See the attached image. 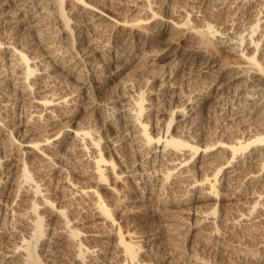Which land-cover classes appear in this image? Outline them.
Masks as SVG:
<instances>
[{
    "label": "bare ground",
    "instance_id": "bare-ground-1",
    "mask_svg": "<svg viewBox=\"0 0 264 264\" xmlns=\"http://www.w3.org/2000/svg\"><path fill=\"white\" fill-rule=\"evenodd\" d=\"M104 1L105 4L116 2L114 0ZM57 2V0H0V22L2 20L8 21V19L11 18L10 8H13L15 13L24 17L25 24L29 28L38 31V34L40 33V38L45 43L46 41L50 42L47 36H53V38H56L54 36H60L63 34L71 35V31L66 27L67 22H75L76 25L73 26H78V28L89 25H92V27L94 25L95 28V24L98 26L100 25L106 32V39L103 40L105 43H102V40V42L99 40V42L90 41L88 47H85L82 52L80 51L81 53L77 52L70 57H61V52L60 56L59 54H55V48L54 51H51L48 55L49 61L46 58V61L48 62L41 68H37L36 64H33L36 61L34 60L35 57H30L24 52V50L18 48V46L13 43L12 39L15 37L14 35L9 34L10 36H0V62L3 60L2 63L4 62L8 64L10 67L9 69L12 70V73L7 70L6 73L8 72L9 75H12V79H14L13 81L16 83V85H13L17 86L18 91L38 107L36 113L31 114V116L27 118V125L30 129L34 122H37L38 124V121L42 120L43 111H46L48 115L46 118H50L51 120L55 117L54 112L57 110V105V107L61 105L68 106V104L70 106L72 105L71 103L74 104V102L79 99L78 97H71L72 95L68 96V93L62 95L57 94V96L54 95V93H44L46 90L40 82L42 81L41 79L45 78L44 74H46L45 76L49 75L53 78L56 76L57 80L59 75H61L59 77L69 76L78 79L81 78L82 72L86 73V75L92 73L96 77V79L93 78L96 81L93 85V89H98L104 82L117 77L119 72L126 67V63H130V61L127 60L131 57L141 63L142 67L144 65H149L150 67L151 65L156 64L159 60L173 62L176 66H179L180 61L176 58L180 53L176 52V49H174V51L172 50L174 44L178 43L179 45V41L198 42L199 44L207 46L213 45L216 48L224 46L227 51L236 54L239 62H236L235 64H220L217 73L214 75L221 78L224 73L232 71L233 73H229V75H231L227 77L228 80H226V77L224 78H226L225 81H227L226 83H228V86L230 83L237 85H233V91L235 86L237 87L236 89H243V91H246L244 90L246 88L247 91L249 89L248 92H250V89L253 93L260 92L259 98L250 95L249 97L247 95L249 99H246L247 96L244 100L235 99L229 109L221 111L216 118V121L218 125L223 127L224 131L239 129L237 126L240 123V119L244 117L243 115H245V111L248 112V110H250L249 112L259 111L257 112V115L260 114V116L264 118V84L263 81L261 82L260 80L264 78V64L262 65V58L261 60L257 58V54L262 52L259 40H262V42L264 40V0H141V4H139V2L131 4L130 11L127 10V12L130 14L132 11L139 9L147 15L145 14L146 16L144 17H132L133 19H129L128 17L121 19L116 15H107L105 11L101 9L102 7H98L94 3L86 0H72V3L69 5L71 7L68 9L70 14L65 16V18H62L61 14L55 13ZM245 4L250 10L249 14L251 15L249 16L253 17V19L250 20L251 24L248 25V27L241 29L239 24L241 21L238 20L239 18L237 17V14ZM51 11L55 14L53 13L52 15V13H50ZM239 16L242 18L243 15ZM58 21H62V23H59L57 26ZM8 22L13 23L14 21L10 19ZM15 22L19 23L16 19ZM1 25L2 24H0V28ZM11 25L9 24L11 27L10 30L15 34V30H12V26L14 27V25ZM95 29L98 30L99 27ZM41 31L44 33H41ZM149 32H157L162 38L165 37L166 40H168L167 43L169 45H167L162 52H155L153 50L137 51V48L140 47V45H145L147 43V40L145 41L143 37ZM50 43L52 44V42ZM144 45H142V49L144 48ZM109 48L113 49V55H109L110 52H107V50L109 51ZM4 52H6V54ZM96 55L103 56L102 65L105 64L104 66L99 63L98 58L96 60ZM185 56L186 59L189 60L193 55L190 56L189 54H185ZM200 56L201 55L199 54H195L192 58L195 59V57L197 58ZM202 59L203 61L199 64L200 68L198 67L199 71H202V73L214 72L212 68L217 66L216 63L212 62V59L207 58L206 56ZM129 63H127V65ZM248 72L260 75V77L257 79L255 78V80L249 79L248 75L251 73L247 75ZM1 73H3V70ZM245 73L248 79H245ZM154 74L155 73H153V75ZM157 74H159V72ZM9 75L7 74V76ZM59 77L58 79H60ZM47 79L48 78H46V80ZM7 80H10V78ZM1 81L4 80L1 79ZM45 83L47 82H44V84ZM1 84L4 85L6 83ZM224 87L225 86L221 84L217 88L220 91V89H223ZM227 90L228 88H226L225 91L227 92ZM219 95H222V93H219ZM177 96L184 104L175 105V109L172 113L179 117V121H191V126L194 127L197 123V119L194 118L193 114L195 112H193V110L198 104H195L194 101H192L193 99L186 97V94H179ZM2 102L4 101L2 100ZM136 104L137 113L133 111L131 112V110L126 112L128 113L127 119H119L121 122H118L116 127L113 121L115 134L109 138V142L113 145L116 152V160L106 159L103 156L101 152L102 149L100 148V137L96 136L94 131L84 129L85 127H66V135L64 134L65 137L63 136V139L59 138L58 135L60 133L58 131H52L42 140V143L40 141L27 140L24 138L15 139L12 136H9V139H12L11 141L18 143V148L16 147L18 151H16L19 157L21 154L23 160L14 165L9 162L10 158L14 157V155L12 157V153L6 152L2 156L0 155V170L5 172L6 175V178H3L5 176H0V264H55L57 262L56 260L62 255H69L68 257H70L71 262L68 264H97L99 256H106V254L109 255V253L115 255V264H170L171 260L174 262L175 259L173 260L171 253L164 250L163 251L166 253L161 252L162 254L160 253V256L153 257L154 255H157H153V252L159 250V248L156 249L157 245L155 246V241H158V232H160L159 230H156L158 227L153 229V231L151 230L152 232L149 234L151 244L147 246H138L136 245V240L126 239L121 227L116 230L115 216L112 211L113 209L110 208L111 205H109V207L107 206L108 203L106 204L101 199L97 189L92 187L93 185H81L78 181L71 182V185H73L75 190L72 193V198L68 201H71V203L73 202L72 204L76 202V205L77 203H81V209L74 204L76 208L74 209V207L71 206L68 210L70 205L68 207L66 206V208L65 206L57 205L52 201V198L48 195L50 194L49 182L52 181L55 174L61 175L60 178L67 175H64L66 165L64 166L65 163H62L64 159L63 152H61L60 149L62 147H67L71 153L80 155L81 158L86 154L89 155V160H91V163L93 164V168L92 165L91 168L94 177L102 179L104 173H106L104 171L113 172L115 176L123 177V180L127 181L129 184L128 189L134 191L143 187L146 188L150 179L163 174V171L161 170L164 167L160 169L150 168V164L155 161L167 164L168 170H166L164 179L163 177V180L161 179V187L155 191L158 199L156 200L160 201V203L168 209L170 208L171 211L178 212L179 214L185 213L189 211L188 209H193V207H195L192 212L194 216L196 215V221L194 220L193 223L194 228L192 229L190 227L192 231L188 228L186 230L191 231L193 238H197L198 241L196 242H199V244L202 243L203 245H207L214 241V236L217 233H224V235L227 233V239L231 241V244L228 243L227 245L228 249L235 250L234 245L237 244L239 248L236 250H239V253L250 258L249 264L258 263L260 260L259 254L261 255L264 251V236L260 237V239L254 242V244H250V242H246V238L243 234L244 231L242 230L247 228L248 224L252 222L254 218L261 217L264 219V185L262 184L257 191L244 196L241 195L238 189L233 190L231 195H218V190L216 189L217 178L207 174L205 171L207 168L204 166L211 164L209 162L211 160L209 159L212 155L215 159L216 154H213L215 149H217L219 154L223 151L226 153L227 151L229 152V156L227 158L228 154L226 153L227 155L225 156L223 153L226 157V161H222L223 166L221 167H225L228 177H232L237 168L236 162L241 163L242 160L246 158L243 157L246 151H242V142L232 144L221 143L218 148L213 146H205L201 148L202 146H196L193 144L194 142L183 141L175 136H169L168 134H165V136L161 133L158 135L151 134L148 125L141 121V115L147 108H152L153 111V107L144 103L143 94L140 95ZM160 108L158 107L162 114L159 116L163 117L167 113L163 110L164 108ZM71 110H73V108ZM68 112H70V110H68ZM6 114L8 113L6 112ZM6 114H0V127L6 126L4 130L8 131L9 134L3 133L5 135H10L13 134L18 127L15 122V124L13 123L14 120L12 117L8 116L9 114ZM260 116H257L258 121ZM262 120L264 121V119ZM51 123L53 122L51 121ZM252 124L253 123L249 124L248 131H251L252 127L255 128ZM191 135L196 137V134ZM132 137L139 146L141 153L139 164L136 165L138 162H135L136 164L134 166H127L129 168H123V171L122 169L121 171H117V167L121 168V165L124 163L123 159L119 156L118 151L127 145ZM6 141H4V143ZM251 144H253V147H251L250 154L248 152L249 155H247L249 158L252 157L257 159L258 162L254 169L250 168L253 170H248V172H246L247 170H244L246 172L244 177L246 180L258 182L264 179V137L260 136L253 141L247 142L244 146L246 148V146ZM8 146L4 148H8ZM11 146L12 145L9 147L11 148ZM4 148L1 150H4ZM34 151H38L40 159L37 160H40V162L34 161L36 160L34 158H25V155L34 153ZM22 158L20 157L17 159L19 160ZM222 158L221 160H223ZM243 161H245V159ZM253 162L254 161L250 163ZM250 163L247 162L248 166H250ZM153 167H155V165ZM87 171L89 170H83V176L89 174ZM172 176L178 177L175 183H178L177 186L179 191L181 190V194H166V190L170 189L167 179ZM10 177L12 178L11 181ZM262 183H264V180ZM233 196H237L236 200L238 202L236 201L237 203H235L236 207H238L237 210L228 213H225V210V212H217L214 205H220V203H223V200L231 201L230 199ZM218 209L220 208L218 207ZM132 211L137 210L131 208L130 212ZM81 212L83 216L82 218H79L78 216ZM158 212L160 213L159 210ZM150 214L153 215L152 212ZM162 215L165 216L164 214ZM223 222L226 223L227 227L230 226L231 232H229L230 230L228 231V228H226L225 225L224 229H222ZM168 225L170 226L166 228ZM168 225H166L165 228L168 233H171V235H178L182 232L180 224V226L178 223V226H174L175 224L173 226H171V224ZM182 233H184V231ZM175 238L176 239L169 238L168 240H171L172 244V240L178 241L179 239L176 236ZM179 240H182V237ZM176 241L173 242V246L175 245V249H177V251L179 250V253L181 254L183 250L181 242L183 240L181 242ZM157 243L159 245L160 240ZM161 244L162 242L160 245ZM241 254L240 256H242ZM195 261L198 264H209L208 261L203 258H197ZM177 262L178 261H176V264ZM178 264L180 263L178 262Z\"/></svg>",
    "mask_w": 264,
    "mask_h": 264
},
{
    "label": "rangeland",
    "instance_id": "rangeland-1",
    "mask_svg": "<svg viewBox=\"0 0 264 264\" xmlns=\"http://www.w3.org/2000/svg\"><path fill=\"white\" fill-rule=\"evenodd\" d=\"M57 1H58L57 2V9H55V13H57V14L59 13V14H61L62 18H65V16H68L70 14V11H68V9L71 7L69 5L72 3V0H70V1L69 0H57ZM86 1L94 3L98 7H102L101 9H103L107 15H116V16L120 17L121 19H123L124 17H128L129 19H133V18L138 17V16L144 17L147 15L146 13H144L143 11H141L139 9L132 11L130 14H128V12H127V10H129L131 8V6H130L131 4H135L138 2H139V4H141L142 3L141 0H114L116 2H113V3L111 2L109 4H105L104 0H100V1L99 0H86ZM120 3H121V5H120ZM67 5H68V7H67ZM245 6L247 7L246 4L243 5L241 7L242 9H240L238 14H237L238 15L237 17L239 18L238 20L241 21V22H239L241 29L248 27V25L251 24L250 20L253 19V17L249 16V15H251V14H249V12H250L249 8L248 7L246 8ZM115 7L117 8L118 11L116 10ZM10 11H11V13H10L11 18L10 19L13 20L14 22L13 23L8 22V21H10V19H8V21L2 20L0 22V24H2L1 28H0V31H1L0 36L1 35H3V36L14 35L15 37L12 39L13 43H15V45L18 46V48L24 50V52H26L30 57H35L34 58V60H36L35 62H37V61L38 62L37 63L34 62L33 64H36L37 68L43 67L44 64H46L49 61L48 55L50 54L51 51L53 52L55 48H56L55 52H54L55 54H59V56H60V52H61V57H65V56L70 57L71 55H75L77 52H80V51L82 52V50L85 47L86 48L88 47L90 41L102 42L103 40L106 39V32L104 31L103 27H101L100 25L98 26L95 24V28L99 27V29L96 30L94 28V25H93V27H92V25H89L90 27L89 26H83L82 28H78V26H73V25H76L75 22H67L66 27L72 33L71 35L69 34L70 36L65 35V34L60 35V36L59 35L54 36L56 38H53V36H47V38H49V41L52 42V44L48 41H46V43H45L40 38V33L38 34V31H35L32 28H29L25 24L24 17L22 15L15 13V10L13 8H10ZM50 13H52V15H53L54 12L51 11ZM12 14H13V16H12ZM239 15H241V16L243 15L242 18H240ZM15 19L18 20L19 23L15 22ZM8 23L10 25L11 24L14 25V27L12 25L11 26L13 28L12 30L13 31L15 30V32H14L15 34H13V32L10 30L11 27L9 26ZM59 23L61 24L62 21L61 22L58 21L57 26L59 25ZM19 24H21V25H19ZM245 25H247V26H245ZM100 30H102V31H100ZM2 31H3V33H2ZM41 33H44V32L41 31ZM3 36H1V37H3ZM143 38L145 41L147 40L146 41L147 43L145 45L142 44V45H144L143 49H142V45H140V47L137 48V51L138 50L139 51L153 50L155 52H162V50L167 45H169L167 43L168 40H166L165 37L162 38L161 36H159V34L157 32H149L146 35H144ZM52 39H54V40H52ZM47 43H50V44H47ZM102 43H105V41H103ZM259 44H260V48H262V52H260V54H257V58H259V60H261V58H262V61H263L262 65H263L264 64V40H263V42H262V40H259ZM45 46H48V47H45ZM212 46L213 45L207 46V45L199 44L198 42H184V41H179V45L177 43V44H174L173 47L171 45L173 51H174V49H176V52L180 53V55L178 56L179 58L178 57L176 58L177 60L180 61L179 66L178 65L176 66L175 63H173V62H168L166 60H163V61L159 60V61H157L156 64L151 65L150 67H149V65L148 66L144 65L142 67L141 63H139L137 60H135L131 57V58H129V60H127V61H130V63L127 62V63H129L128 65L126 63V65H125L126 67H124V69H122L119 72V75L117 77L110 79L109 81H107L108 83L104 82L103 83L104 85L102 84L101 87H99L98 89H93L94 88L93 85L96 83V81L93 78L96 79V77L92 73L91 74L88 73L86 75V73L82 72L81 78H78V79L73 78V77H69V76L59 77V76H61V75H59L58 77L60 79H58V77H57V80H56V76H54V78H53L52 76H49V75L45 76L46 74H44L45 78L41 79L42 81H40L46 90L44 93H48V94L54 93V95H56V96H57V94L62 95V94L68 93L69 94L68 96L72 95L71 97L74 96L75 98L78 97L79 99L78 100L76 99L77 101L74 100L76 102H74V104L71 103L72 105H70V106L68 104V106H66V105L62 106L61 105V106L57 107L58 106L57 105L56 106L57 110H55L56 112H54V115H55L54 119L50 120V118H46V117H48V115H47L46 111H43V117L41 118L42 120L38 121V124H37V122H34L35 125L33 124L31 129L27 125V122H28L27 118L29 116H31V114L36 113V110L38 109V107H36L25 96H23V94H21L18 91L17 86H14V85H16V83H15V81H13L14 79H12L13 78L12 75L11 74L9 75V73H8L9 71L12 73V70L9 69L10 67L8 66V64H6L4 62L2 63L3 60H1V62H0V73L3 70V73L6 75V77L3 73H1L3 75V78H2V75L0 74L1 75L0 82L6 83V84L3 85L0 83V88H1L0 89V98H1L0 104L2 103L0 105V114H4V113L6 114V112H7L9 115L8 114H6V115L12 117V119L14 120L13 123L14 122L16 123V126L18 127V129L16 131H14L13 134L5 135V134H9L8 131L4 130V128L6 126L0 127V130H1V132H0V146H1L0 155L2 156L6 152L12 153V157H13V155H14V157L10 158L11 161L9 160V162H11L15 165V163L21 162L23 160V158L20 154V157L22 159H19V160L17 159V158H20L18 153H17L18 150L16 149V147L18 148V143L11 141L12 139H9V136H12L15 139L24 138L27 140H33V141H38V142L40 141L42 143V140L52 131H54V132L58 131L60 133L58 135L59 138L63 139L66 135L65 128L68 126H71V127L73 126L72 128H74V127L84 128L85 127L84 129H86V130L94 131L96 133L95 135L100 137V139H101L100 148L102 149L101 152H102L103 156L106 159L116 160V152L114 150L113 145L109 142V138H111L115 134L114 133L115 128H113L114 124L116 127L117 123L121 122L119 119H121V120L127 119L128 113H126V112H128L130 110H131V112L133 111V112L137 113L136 102L138 101L140 95L143 94L144 103H146V105H150V107H153V111H152V108H147L144 111V113L141 115V121L145 122L148 125V129H149V132H151V134H154V135L157 134L158 135L161 133L163 136H165V134H168L169 136H175L176 138H179L183 141H190L191 143L194 142L193 144H195L196 146H199V147L202 146L201 148H203L205 146H211V147L213 146V147L218 148V146L221 143H228V144L231 143L232 144V143H237V142L241 143L242 142V145H243L242 151L243 152L246 151L244 153L245 155L243 157H246V158L248 157V158H247V160H246V158H244L245 161H243L244 160L243 159L242 160L243 163L242 162L241 163L236 162L237 168L235 169V174L232 177L230 176L231 178L228 177V173L225 170L226 168L221 167V166H223L222 161H224V160L226 161L225 156L229 153L227 151H226L227 154L225 153V151H223L219 154L217 152V149H215L214 150L215 153L213 151V154L214 155L216 154L215 159L213 158V155L209 159V160H211L209 162L211 163L210 165H212V166H210L209 164L204 165L207 168V170L205 169L206 173L211 175L212 177L217 178L216 189L218 190V195H224V196L229 195V194L231 195V193H233V190H235V189H238L240 191L241 195H243V196L251 194L254 191H257L262 184L264 185V183H262V181L264 179L261 181H258V182L249 181V180L245 179L244 174L246 172H248V170L249 171L253 170L254 167H256L258 160L255 158H252V157L249 158V156H248L251 152V147H253V144L246 146V148H245L244 144H246L249 141H253L254 139H256L260 136L264 137V121L262 120L264 118L261 117L260 114L257 115V112H259V111H257V112H253V111L249 112L250 110H248V112L245 111V115H243L244 117L240 119V123L237 126V127H239V129H234V130L231 129L230 131H224L223 127L218 125L216 118L221 113V111H224V109H229L231 107L230 105L232 104V102H234L233 100H235V99L236 100H238V99L244 100V98H246L247 95L259 98L260 92L258 91V92L253 93L250 89V92H251L250 93V92H248L249 89L247 91L246 88L244 89L246 91H243V89L239 90V89H236L237 88V87H235V86H237L236 84H231V83L228 86V83H226L227 81H225V79L233 73L232 71L224 73L221 78L214 75L217 73V69H218L220 64H222V63L235 64L236 62H239V59L235 53L233 54L231 51H227L224 48V46H220L221 48L220 47L216 48L215 46H213V47ZM47 48H49V49H47ZM57 51H58V53H57ZM112 51H113V49H110V48H109V51L107 50L108 53L110 52L109 55H113L114 51L113 52ZM181 51H182V53H181ZM111 52H112V54H111ZM4 53L6 54V52H4ZM46 53H48V54H46ZM181 54H183V55H181ZM185 54H189L190 56L191 55H193V56L190 57L191 59L187 60ZM195 54H199L201 56L197 57V58L195 57V59H194L192 57H194ZM204 56L212 59V62L216 63L217 66H214L212 68L214 70V72L202 73V71H199V68H200L199 64L203 61L202 58ZM46 58L48 59V61H46L47 60ZM95 58H96V60L98 58L99 63L102 65L103 56L102 55L101 56L96 55ZM3 64H4V66H3ZM104 65L105 64H103L102 66H104ZM5 68H7V69H5ZM154 69L155 70L157 69V70L155 71ZM6 70L8 71L7 73H6ZM152 72L155 73L154 74L155 76L153 75ZM158 72H159V74H157ZM229 73H231V74L229 75ZM250 73L251 72H248L247 75ZM7 74L10 77L7 76ZM89 75H91V76H89ZM245 76H246V73H245L244 77ZM4 77H5V79H4ZM224 77H226V78H224ZM248 77H249V79L255 80V78L256 79L259 78L260 75H255V73H251L250 75H248ZM248 77L246 76L245 79H248ZM9 78H10V80H7ZM46 78H48L49 81H48V79L46 80ZM1 79L4 80L5 82L1 81ZM6 80H7V82H6ZM226 80H228V78ZM260 80H261V82L263 81V84H264V78L260 79ZM44 82H47L48 84L47 83L44 84ZM92 82H93V84H92ZM221 84L224 85L225 87L223 89H220V91H219V89L217 87ZM44 85H47V86H44ZM233 85H235L234 91H233ZM226 88H228L229 91L227 90V92H226L225 91ZM235 89H236V91H235ZM178 93L183 94V95L186 94V97L193 99L192 101H194L195 104H198V105H196V107H194V110H193V112H195L193 114L194 118L197 119V123L194 127L191 126L192 125L191 121H187V122L179 121V117L176 114L172 113L173 110L175 109L174 108L175 105H183L184 104L183 101H181V99L178 98V96H177V95H179ZM219 93L220 94L222 93V95H219ZM248 96L246 99H249L250 96L249 97ZM2 100L4 102H2ZM195 101H197L198 103ZM156 104L157 105L159 104V105L157 106ZM249 105H251V104H249ZM158 107L159 108L161 107L160 109L164 108L163 110L167 114H165V116H163V117H160L162 113L160 112L161 110L159 111ZM72 108H73V110H71ZM249 109H251V108H249ZM68 110H70L71 113L68 112ZM124 113H126V114H124ZM123 115H126V116H123ZM257 116L258 117L260 116L259 121L257 120L258 119ZM51 121L53 123H51ZM113 121H114V124H113ZM254 122H255V124H254ZM251 123H253L252 125L255 126V128L252 127V130L248 131L249 124H251ZM26 125H27V127H26ZM62 130H64V131H62ZM62 132H63V134H62ZM190 133L196 134V137H193V135H191ZM184 134H186V135H184ZM6 140H8V141H6ZM4 141H6L7 143L6 142L4 143ZM9 144L12 145L11 148L9 147L10 146ZM6 146H8V148H4ZM125 146L122 147L121 149H119V151H118L119 156L121 157V159H123L124 163H123V165H121L122 166L121 168L117 167V171H121V169L123 171L125 168H129L132 165L134 166L136 164L135 162H138L136 164V165H138L139 161L141 159V153L139 150V146L137 145L135 140H133V137L131 138L129 143H127V145H125ZM2 147L4 148V150H1V149H3ZM60 147H62V146H60ZM60 149L64 155V159H63L62 163H65L64 166L66 165L64 175L67 174L66 175L67 177L65 176V177L60 178L61 175H58V174H55V176L53 175L54 177L52 176L53 178H52V181H50L51 183L49 182L50 194H48L52 198V201L55 202L57 205L65 206V207L66 206L68 207L70 205L68 207V210L70 209L71 206L74 207V209L76 208L75 207L76 202L74 203L75 204L74 205V204H72L73 202L71 203V201L70 202L68 201L72 198V195H73L72 193L75 190L73 185H71V182L78 181V183H80L81 185L82 184H84V185L89 184L90 186L93 185L92 187L97 189L101 199L106 204L108 203L107 206L109 207V205H111L110 208L113 209V210L112 209L111 210L114 212V216H115V222H116L115 228H116V230H118L119 227H121V230H122L123 234L126 236L125 237L126 239H128V240L132 239L134 241L136 240L135 242H136V245H138V246H147V245L151 244L149 234L153 231V229H156L157 227L159 228V229L158 228L156 229L157 231L158 230L160 231V232H158L159 236L157 239H158V241L160 240V243L162 242L163 245L162 244L160 245V243L158 245V243H157L158 241L157 240L155 241V246L157 245L156 249L159 248V250H155L153 252V255L157 254L154 256L152 255L153 257L160 256L161 252L163 253L164 251H166V252L168 251L169 253H171L173 260L175 259L174 262L171 260L170 264H174V263L176 264V261H178L180 264H184V263L185 264H198L195 261L197 258H203L206 261H208L209 264H249L250 263L249 262L250 258L248 256H244L243 254L239 253L240 252L239 250H236L237 248H239V246L237 244L234 245L235 250H230L227 248L228 243L231 244V241L227 239L228 238V236H226L227 233L225 235H224V233L223 234L217 233L214 236L215 242L213 241L211 243H208L207 245L206 244L203 245L202 243L199 244V242H196V241H198V239L195 237H194L195 238L194 239L193 235L191 233V231H192L191 228L192 229L194 228V225H193L194 220L196 221V215L194 216V214L192 213L194 211L195 207H193V209H188L189 211L185 212L186 214L185 213L179 214L178 212L177 213L173 212L170 210V208L168 209L167 207L163 206L160 203V201H157L158 199H157L155 191H157V189L159 187H161V183H162V180L164 179V175L166 174V170H168L167 164L162 163L160 161H155L152 164H150V168L160 169V168L164 167L161 170V171H163V174H161L162 176L158 175L159 178L155 177V178L150 179L149 184L146 188L143 187L137 191H134V190L128 189L129 184L127 181L123 180V177L115 176V174H113V172L104 171L106 173H104V177L102 179L94 177V175L92 174L93 164L91 163L92 161L89 160V155L86 154L85 156H82L83 158H81L80 155L71 153L67 149V147L66 148L62 147ZM68 152H70V153H68ZM248 152H249V154H248ZM223 153L225 156L223 155ZM27 155H25L26 159H29V157H30L32 159L33 158L36 159L34 161L40 162V160H37V159H40L38 151H34V153H30L28 156ZM222 155H223V158H222ZM15 156H17V157H15ZM228 156H229V154L227 155V158H228ZM90 158H91V156H90ZM221 158L223 160H221ZM65 159H66V161H65ZM217 160H219V161H217ZM220 161H221V163H220ZM249 161L250 162L254 161L255 163L254 162L250 163ZM247 162L250 163L249 164L250 166H248ZM245 163H246V165H245ZM91 165H92V168H91ZM154 165H155V167H153ZM127 166H129V167H127ZM238 166H239V169H238ZM240 168H242V169H240ZM250 168H253V169H250ZM83 170L84 171L89 170V171H87L89 174H86L85 176H83V174H82ZM244 170L245 171L247 170V171L245 172ZM90 171H91V173H90ZM0 172H1L0 176H2V177L5 176L3 178H6L5 172H2V170H0ZM80 173H81V175H80ZM162 177H163V179H162ZM11 179L12 178L10 177V181H11ZM177 179H178L177 176H172V177L167 179L169 182L168 185H170V189H171V190L170 189L166 190L167 193L166 192L165 193L167 195H177L176 193H178V194L182 193V192H180L181 190L179 191V189H178V186H177L178 183H175L177 181ZM244 180H246V181H244ZM126 197H127V199H126ZM233 197L230 199L231 201L223 200L222 201L223 203H220V205H214L216 207L217 212H221V211L225 210L226 212L225 211L224 212L228 213L230 211L237 210L238 207H236V205H235V203L238 202L236 200L237 196L236 197L233 196ZM118 201H119V203H118ZM224 202H226V203H224ZM66 203H69V204H66ZM230 205H232V206H230ZM76 206L79 209L82 208L81 203H77ZM162 206H163V208H162ZM218 207L220 209H218ZM129 208H130V210H129ZM131 208L135 209L137 211L130 212ZM157 209L160 211V213L158 212ZM148 212H150V213L152 212L153 215L148 213ZM161 213L164 214L165 216H163ZM82 216H83V214L81 212L78 217L82 218ZM152 216H154V217H152ZM151 222H153V223H151ZM177 223H178V225L179 224L181 225V226L180 225L179 226L181 227L182 232L184 231V233L181 232L178 235L174 234L179 239H181V237H182L183 241L179 240L178 238H177L178 241L175 240L176 242L182 241L181 245H183L182 246L183 250H182L181 254L179 253V250L177 251V249H175L176 248L175 245L173 246V242H175V241L172 240V244H171V240H168L169 238L170 239H173V238L176 239L175 236L171 235V233H168V231L166 229L170 226L168 224H171V226H173V225L178 226ZM166 225H168V226L166 227ZM182 225H183V227H182ZM222 225L221 226L223 228L222 227L221 228L224 229V227L226 226V223L223 222ZM187 228L190 229L191 231L190 230L187 231L186 230ZM226 228H228V231L230 230L229 232H231L230 226L229 227L226 226ZM242 231H244L243 234L246 238L245 239L246 242H248V243L250 242V244H252V243L254 244V242H256L258 239H260V237L264 236V219H262L261 217L254 218V220L248 224L247 228H245ZM179 235H182V236H179ZM169 236H171V237H169ZM172 236H173V238H172ZM193 249H194V251H193ZM166 252H164V253H166ZM197 252H198V254H197ZM263 253H264V251L262 252L261 255L259 254L260 260L258 261L257 264H259V263L264 264V254ZM240 254L242 256H240ZM109 255L106 254V256L105 255L99 256L100 258L98 257L99 260L97 261V264H110L111 261H112L111 264H115V258H116L115 255L112 253H109ZM62 256H64V257H62ZM62 256H61L62 258L59 257L56 260L57 262L55 261L57 264H66V263L68 264L71 262L70 257H68L69 255L68 256L62 255ZM178 262H177V264H178Z\"/></svg>",
    "mask_w": 264,
    "mask_h": 264
}]
</instances>
